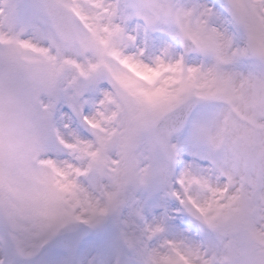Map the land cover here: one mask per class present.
I'll return each mask as SVG.
<instances>
[{
	"label": "snow or ice",
	"instance_id": "6c2138e0",
	"mask_svg": "<svg viewBox=\"0 0 264 264\" xmlns=\"http://www.w3.org/2000/svg\"><path fill=\"white\" fill-rule=\"evenodd\" d=\"M0 264H264V0H0Z\"/></svg>",
	"mask_w": 264,
	"mask_h": 264
}]
</instances>
